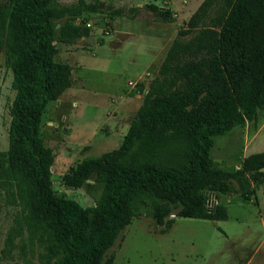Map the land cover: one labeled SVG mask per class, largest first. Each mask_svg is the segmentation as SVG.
<instances>
[{
  "label": "trees",
  "instance_id": "16d2710c",
  "mask_svg": "<svg viewBox=\"0 0 264 264\" xmlns=\"http://www.w3.org/2000/svg\"><path fill=\"white\" fill-rule=\"evenodd\" d=\"M100 6L0 0V51L14 92L0 186L44 264H112L110 249L131 220L148 218L158 234L175 218L224 221L225 207H208V193L248 201L264 184V151L232 171L208 156L213 137L252 120L264 105V0H203L166 49L119 147L63 175L66 188L102 184L95 205L83 208L51 189L53 157L40 121L71 86L55 44L87 37L85 13L103 12ZM149 10L157 21H171L169 11Z\"/></svg>",
  "mask_w": 264,
  "mask_h": 264
},
{
  "label": "rangeland",
  "instance_id": "374dc122",
  "mask_svg": "<svg viewBox=\"0 0 264 264\" xmlns=\"http://www.w3.org/2000/svg\"><path fill=\"white\" fill-rule=\"evenodd\" d=\"M81 1L101 3L103 12L85 13L87 37L55 44V59L70 67L71 86L46 105L39 134L53 157L51 189L85 208L95 205L102 184L66 188L63 175L81 160L119 147L166 49L203 0ZM149 5L169 11L171 21H157ZM114 11L119 15H111ZM74 23L82 24L80 19ZM143 33L161 37L154 57L145 63L136 55ZM3 55L0 51V154L8 149V111L14 98ZM262 151L264 105L252 120L213 137L208 156L216 168L232 171L244 157ZM254 189L255 199L248 201L236 193L207 194L208 207H225L224 221L175 218L168 232L158 234L148 218L131 220L110 249L112 264H264V184ZM15 205L0 186V264H44L20 229Z\"/></svg>",
  "mask_w": 264,
  "mask_h": 264
},
{
  "label": "crops",
  "instance_id": "0c3cea01",
  "mask_svg": "<svg viewBox=\"0 0 264 264\" xmlns=\"http://www.w3.org/2000/svg\"><path fill=\"white\" fill-rule=\"evenodd\" d=\"M144 36L142 37V41L139 44L140 46V52L137 55L139 57L138 59L145 63L146 61L150 60L154 57L155 54V47L154 44L161 40L160 35H155V34H148V33H143ZM148 37H152V39H148ZM115 43L114 40L110 42L111 46ZM116 48V47H115ZM133 62V61H132ZM136 63V62H135ZM137 64V63H136ZM66 91V90H65Z\"/></svg>",
  "mask_w": 264,
  "mask_h": 264
},
{
  "label": "built area",
  "instance_id": "2783aa9c",
  "mask_svg": "<svg viewBox=\"0 0 264 264\" xmlns=\"http://www.w3.org/2000/svg\"><path fill=\"white\" fill-rule=\"evenodd\" d=\"M86 26L88 27V26H89V24H86Z\"/></svg>",
  "mask_w": 264,
  "mask_h": 264
},
{
  "label": "water",
  "instance_id": "95a60500",
  "mask_svg": "<svg viewBox=\"0 0 264 264\" xmlns=\"http://www.w3.org/2000/svg\"><path fill=\"white\" fill-rule=\"evenodd\" d=\"M215 204V203H214ZM207 205H208V202H207ZM172 217V216H171Z\"/></svg>",
  "mask_w": 264,
  "mask_h": 264
}]
</instances>
